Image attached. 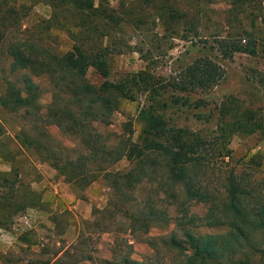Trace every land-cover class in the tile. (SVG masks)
Listing matches in <instances>:
<instances>
[{
  "label": "rangeland",
  "instance_id": "1",
  "mask_svg": "<svg viewBox=\"0 0 264 264\" xmlns=\"http://www.w3.org/2000/svg\"><path fill=\"white\" fill-rule=\"evenodd\" d=\"M2 1L4 8L24 7L14 17L18 23L12 36L20 37L28 29L32 38L52 52L66 51L72 45L63 25L70 22L68 14L57 18L62 25L48 24L45 29L52 15L50 0ZM99 3L131 20L106 37L113 51L107 57L105 79L116 83L141 71L164 89L160 96H155L154 88L134 91L131 100L120 101L109 124L92 123V127L115 139L124 134L126 125L131 132L127 134L137 142L140 110L154 106L166 128L201 137L210 154L228 151L229 167L249 164L250 157L260 162L253 178L264 185V0H94L95 5ZM238 40L241 45H253L254 54L224 56L226 45ZM204 59L221 72L219 80L203 89H183L185 70ZM6 71L7 61L0 57V93L3 78H10ZM86 77L93 84L103 81L92 69ZM35 81L41 88L38 102L43 111L50 100L49 84L45 78ZM172 84L177 89H171ZM156 99L160 102L155 103ZM30 126L20 111L0 107V264H117L127 253L140 264H182L178 251L161 242L174 231L172 223L152 224L147 235L125 234L126 220L121 215L107 218L98 213L110 208L112 201L103 179L75 189L31 149L15 141V134ZM45 130L53 147L79 149L75 139L55 126ZM226 161H217L216 166L225 169ZM127 168V161L120 160L110 169ZM217 169L206 180L215 193ZM151 193L145 187L137 196ZM204 209L203 204L190 203L195 214ZM250 264H264V257H253Z\"/></svg>",
  "mask_w": 264,
  "mask_h": 264
},
{
  "label": "trees",
  "instance_id": "2",
  "mask_svg": "<svg viewBox=\"0 0 264 264\" xmlns=\"http://www.w3.org/2000/svg\"><path fill=\"white\" fill-rule=\"evenodd\" d=\"M50 3L52 15L45 29L48 24L62 25L57 18L65 14L71 17L69 24H63L72 41L66 51H50L40 39L38 42L32 38L28 29L20 37L12 36L11 30L18 23L14 17L24 7L4 8L0 0V57L7 61L6 72L10 76L3 78L0 107L7 112L20 111L31 125L29 130L20 129L15 141L31 149L75 189L103 179L112 201L108 202L110 208L98 213L107 218L121 215L126 220L124 232L128 236L147 235L155 223H172L174 231L161 242L178 251L182 264H250L253 257L263 258L264 185L253 178L260 162L250 157L249 164L229 167L228 151L210 154L201 137L166 128L161 113L153 111L154 106H142L140 110L142 126L137 142L127 134L131 132L126 125L124 134L115 139L97 132L92 123L109 124L120 101L131 100L134 91L154 88L155 96H160L164 87L151 83L148 74L141 71L116 83L105 79L107 57L113 51L109 48L113 46L111 39L107 43L105 40L110 31L131 22L123 14L117 16L100 3L95 5L94 0ZM239 40L226 45L224 56L254 54L253 45H241ZM89 69L103 81L89 82ZM184 76L187 80L183 89H203L218 81L221 72L204 59L189 66ZM39 78L48 81L50 92L43 111L38 102L41 88L35 81ZM176 87L172 84L171 89ZM158 102L156 99L155 103ZM48 126H55L61 134L75 139L79 149L53 147L45 130ZM226 158L225 169L216 166L217 161L222 163ZM120 160L127 161L128 168L111 170ZM216 167L218 193L206 182L207 174ZM145 187L152 193L137 196L138 190ZM191 202L203 204L204 212L193 213ZM200 229L214 232L202 233ZM127 254L117 264H140Z\"/></svg>",
  "mask_w": 264,
  "mask_h": 264
}]
</instances>
